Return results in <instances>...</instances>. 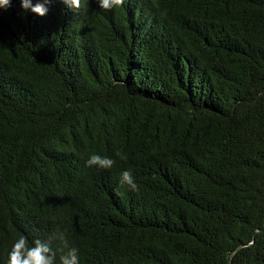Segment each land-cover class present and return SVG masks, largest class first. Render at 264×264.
<instances>
[{"label":"trees","instance_id":"16d2710c","mask_svg":"<svg viewBox=\"0 0 264 264\" xmlns=\"http://www.w3.org/2000/svg\"><path fill=\"white\" fill-rule=\"evenodd\" d=\"M47 7H0V264H264V0Z\"/></svg>","mask_w":264,"mask_h":264},{"label":"clouds","instance_id":"9594fccd","mask_svg":"<svg viewBox=\"0 0 264 264\" xmlns=\"http://www.w3.org/2000/svg\"><path fill=\"white\" fill-rule=\"evenodd\" d=\"M9 2L10 0H0V7L8 6ZM97 2L101 9L108 11L122 7L125 0H97ZM49 3L51 0H42L35 5L32 0H21V6L25 11L30 10L41 17L47 14ZM63 3L72 9L79 10L81 8V0H63ZM116 155L120 160H127V155L122 151L117 152ZM87 164L89 167L95 166L99 169L108 170L115 166L116 161L106 155L101 156L93 153L90 155ZM120 183L127 185L133 191L138 189L132 169L122 171ZM7 264H57L56 251L52 248L51 240L36 239L30 243L26 236L20 235L8 253ZM59 264H80L79 249L70 248L59 257Z\"/></svg>","mask_w":264,"mask_h":264}]
</instances>
